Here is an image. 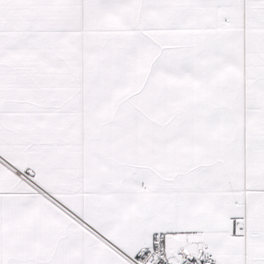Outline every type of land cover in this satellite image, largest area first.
<instances>
[{"label": "snow or ice", "instance_id": "snow-or-ice-1", "mask_svg": "<svg viewBox=\"0 0 264 264\" xmlns=\"http://www.w3.org/2000/svg\"><path fill=\"white\" fill-rule=\"evenodd\" d=\"M0 264H264V0H0Z\"/></svg>", "mask_w": 264, "mask_h": 264}]
</instances>
